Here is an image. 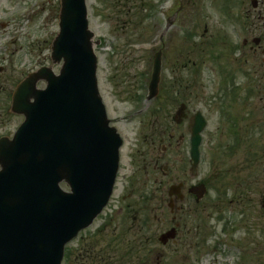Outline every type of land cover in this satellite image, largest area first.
<instances>
[{
  "label": "rangeland",
  "instance_id": "1",
  "mask_svg": "<svg viewBox=\"0 0 264 264\" xmlns=\"http://www.w3.org/2000/svg\"><path fill=\"white\" fill-rule=\"evenodd\" d=\"M85 3L89 29L94 41L100 40L93 46L98 90L111 125L124 139L122 165L131 169L140 135L155 139L160 157V146L172 135L171 151L167 147L159 165L171 168L177 162L185 186L202 182L207 188L196 208L193 199H185L190 213L178 238L162 245L158 237L173 225L163 179L153 205V264H264V67L258 51L241 46L262 30L257 10L249 0ZM180 3L159 42L165 19ZM59 7L60 0H0V137L11 138L23 121L10 110L16 84L43 66L56 74L60 69L50 59ZM160 49L158 94L146 101L152 60ZM182 103L186 117L177 125L172 117ZM197 111L206 125L192 177L188 122ZM77 242L73 248H81ZM73 244L67 245L63 264H69Z\"/></svg>",
  "mask_w": 264,
  "mask_h": 264
},
{
  "label": "water",
  "instance_id": "2",
  "mask_svg": "<svg viewBox=\"0 0 264 264\" xmlns=\"http://www.w3.org/2000/svg\"><path fill=\"white\" fill-rule=\"evenodd\" d=\"M93 37L85 0H61L59 33L51 45L52 62L62 61L58 75L42 67L13 92L11 111L24 121L12 139L0 138V264H60L65 244L91 224L111 193L121 141L99 95ZM160 67L159 51L147 99L158 92ZM38 81L45 89L36 88ZM204 126L196 113L190 125L192 175ZM61 182L70 192L61 190ZM191 192L201 198L205 187ZM171 238L174 229L159 240Z\"/></svg>",
  "mask_w": 264,
  "mask_h": 264
},
{
  "label": "flooded vegetation",
  "instance_id": "3",
  "mask_svg": "<svg viewBox=\"0 0 264 264\" xmlns=\"http://www.w3.org/2000/svg\"><path fill=\"white\" fill-rule=\"evenodd\" d=\"M249 1L258 12L256 19L262 24V30L257 37L251 38L250 43L246 38L243 45L249 52L258 51L262 55L264 67V0ZM169 139L167 146H160V157L156 152L155 139L140 135L134 144L131 169L122 165L123 139L115 184L99 217L101 221L97 227L92 229V225L80 232L69 243L82 241L81 248H73L74 244L68 246L69 264H153V205L155 193H160L163 188V179L167 180L166 198L170 222L176 227L178 236L186 214L190 213L184 206L185 199H193L195 208L199 201L191 193L192 186H185L184 172L177 162L171 168L167 164L163 165L167 167L166 172L159 165L160 159L167 153V147L172 146L173 136L170 135ZM121 171L124 173L121 174ZM159 171L161 177L157 176ZM119 185L121 190L118 191ZM170 187L176 188V194L169 196Z\"/></svg>",
  "mask_w": 264,
  "mask_h": 264
}]
</instances>
